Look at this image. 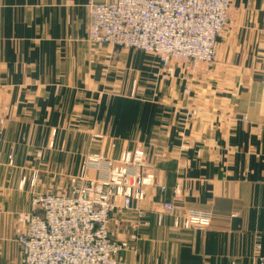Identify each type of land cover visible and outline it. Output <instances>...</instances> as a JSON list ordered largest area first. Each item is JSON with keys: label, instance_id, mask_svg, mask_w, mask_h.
I'll return each mask as SVG.
<instances>
[{"label": "crops", "instance_id": "crops-1", "mask_svg": "<svg viewBox=\"0 0 264 264\" xmlns=\"http://www.w3.org/2000/svg\"><path fill=\"white\" fill-rule=\"evenodd\" d=\"M112 1L0 0V264H26L17 237L38 194L128 150L166 191L113 211L120 264H264V0H234L215 64L196 69L91 41L89 2ZM189 209L211 225L177 229Z\"/></svg>", "mask_w": 264, "mask_h": 264}, {"label": "built area", "instance_id": "built-area-1", "mask_svg": "<svg viewBox=\"0 0 264 264\" xmlns=\"http://www.w3.org/2000/svg\"><path fill=\"white\" fill-rule=\"evenodd\" d=\"M233 4L234 0L89 2V37L98 44L156 55L163 68L172 62H184L192 69L203 64L212 66ZM2 134L0 130V138ZM8 158L12 165L13 155ZM146 160L145 153L139 150L124 151L119 159L95 153L86 158L85 164L105 170L103 175L95 179L83 177L69 193L35 197L28 226L17 237L26 264H120L126 247L112 238L113 211L131 209L133 202L146 198L149 187L166 191V186L147 170ZM181 192L182 185L178 183L174 196L179 197ZM174 209L173 202L163 203L159 223ZM144 214L140 212L141 217ZM212 220L210 211L189 209L174 215V226L206 230Z\"/></svg>", "mask_w": 264, "mask_h": 264}, {"label": "rangeland", "instance_id": "rangeland-1", "mask_svg": "<svg viewBox=\"0 0 264 264\" xmlns=\"http://www.w3.org/2000/svg\"><path fill=\"white\" fill-rule=\"evenodd\" d=\"M137 51H138V50H137ZM214 64H215V63H214ZM214 64H213V65H214ZM33 184H34V183H33ZM46 194H47V193H46ZM53 194H55V193H53ZM40 195H43V194H38L36 197H38V196H40ZM33 201H34V200H33Z\"/></svg>", "mask_w": 264, "mask_h": 264}]
</instances>
